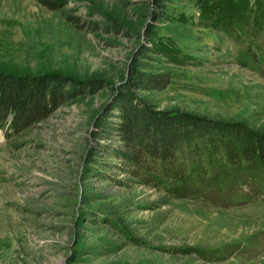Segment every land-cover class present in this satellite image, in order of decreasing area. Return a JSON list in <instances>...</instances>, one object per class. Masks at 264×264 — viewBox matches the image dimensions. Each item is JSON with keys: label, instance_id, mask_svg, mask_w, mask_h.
Instances as JSON below:
<instances>
[{"label": "rangeland", "instance_id": "1", "mask_svg": "<svg viewBox=\"0 0 264 264\" xmlns=\"http://www.w3.org/2000/svg\"><path fill=\"white\" fill-rule=\"evenodd\" d=\"M54 1L0 0V72L71 92L0 129V264H264V171L171 197L139 184L113 132L134 67L160 76L134 102L264 137V3L228 34L204 25L226 0Z\"/></svg>", "mask_w": 264, "mask_h": 264}, {"label": "trees", "instance_id": "2", "mask_svg": "<svg viewBox=\"0 0 264 264\" xmlns=\"http://www.w3.org/2000/svg\"><path fill=\"white\" fill-rule=\"evenodd\" d=\"M37 1L51 9H56L59 3ZM226 1L222 16H215L204 25L213 27L218 18L219 29L228 34L242 27L247 34L251 31L248 27L258 26V20L249 22L244 17L249 13L248 0ZM253 54L256 61L261 60L257 51ZM129 76L123 93L116 97L119 101L114 103L118 106L120 123L112 129L124 145L119 155L131 165L140 185L179 198L197 194L198 187H225L228 179L234 176L236 179L233 171L241 167L254 173L264 171L262 135L240 125L221 124L185 113L160 112L142 101L134 102L129 91L134 86L145 90V83L152 86L160 76L141 74L134 67ZM54 86L42 83L40 78L0 72V129L9 117L10 128L20 130L51 114L71 93ZM104 130L108 134V128ZM219 155L222 157L217 158Z\"/></svg>", "mask_w": 264, "mask_h": 264}]
</instances>
